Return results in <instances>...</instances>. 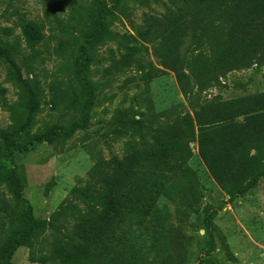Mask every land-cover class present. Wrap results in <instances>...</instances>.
<instances>
[{
    "label": "trees",
    "instance_id": "16d2710c",
    "mask_svg": "<svg viewBox=\"0 0 264 264\" xmlns=\"http://www.w3.org/2000/svg\"><path fill=\"white\" fill-rule=\"evenodd\" d=\"M65 0H45L44 18L60 40L58 45L70 53L74 62V79L90 102L95 84L90 67L97 62L102 45L116 41L122 48L117 60L120 67L136 63L144 69L139 55L147 46L133 34H119L113 29L119 16L126 18L143 42L155 45L158 64L176 75L186 93L191 78H218L235 68L264 64V0H170L175 14L161 19L147 18L150 26L141 30L134 24L129 0H66V17L57 9ZM152 21V23H151ZM43 23L27 22L23 35L36 55L30 29L39 34ZM161 29L155 27L161 24ZM0 32V55H7V42ZM194 52V53H192ZM191 53L190 57L187 54ZM144 72L151 80L164 72L152 66ZM77 91L78 89L75 88ZM78 96L71 100L74 105ZM9 107V106H8ZM81 111L86 115V110ZM78 127L67 129V135ZM20 130L0 127V157L11 158L24 152L36 141L49 140V134L37 136ZM191 143L209 174L230 197L243 195L264 178V93L199 107L193 117L184 116L165 128L152 140L127 143L123 155L97 157L85 184L53 213L47 225L35 218L23 194L17 173L0 165V184L11 196L3 200V209L20 219L6 249L4 264L20 244L29 248V259L38 264H174L176 246L164 249L169 229L165 227L163 208L158 199L168 196L180 213L197 212L189 200L195 188V173L175 196L170 192L177 176L190 172ZM62 218L64 235L47 244L44 238L58 233ZM176 242V234L172 235ZM41 247V248H40ZM209 259L205 264H212Z\"/></svg>",
    "mask_w": 264,
    "mask_h": 264
},
{
    "label": "rangeland",
    "instance_id": "374dc122",
    "mask_svg": "<svg viewBox=\"0 0 264 264\" xmlns=\"http://www.w3.org/2000/svg\"><path fill=\"white\" fill-rule=\"evenodd\" d=\"M44 2L0 0V32L7 42V55H0V127L20 130L23 138L27 132L37 136L52 133L49 140L36 141L11 158L0 157V165L17 173L32 215L46 225L65 199L85 184L97 157L121 156L127 143L152 140L180 118L193 117L201 106L264 93L261 63L232 69L218 78H191L186 93L182 92L174 72L158 64L155 45L143 42L130 22L119 16L113 29L120 35L131 33L147 46V51L139 55L144 69L136 63L120 67L117 60L122 48L116 41L100 46L97 62L90 67L95 84L90 102L89 94L81 92L74 79L71 54L58 45L60 37L44 18ZM128 4L131 18L141 30L150 26L147 18L161 19L176 10L170 0H129ZM68 8L65 0L57 13L66 17ZM27 22L38 27L44 22L40 34L36 27L30 29L34 48L38 49L36 55H29L32 49L23 35ZM155 27L161 29L163 25ZM147 62L164 72L146 81ZM76 95L79 101L73 105L71 100ZM76 122L78 127L67 135V129ZM190 147V172L177 176L170 195L175 196L195 173V193L189 200L197 212L183 214L169 203L168 196L158 199L169 229L164 249L176 246L175 258L180 263L174 264H205L209 259L212 264H264V178L243 195L230 197L209 174L197 144ZM3 200L12 199L0 184V264H4L6 249L20 224L18 217L3 209ZM56 223L59 231L44 238L40 247L43 252L49 242L64 235L62 218ZM173 234L180 249L172 243ZM8 264L38 263L30 261L29 248L20 244Z\"/></svg>",
    "mask_w": 264,
    "mask_h": 264
}]
</instances>
